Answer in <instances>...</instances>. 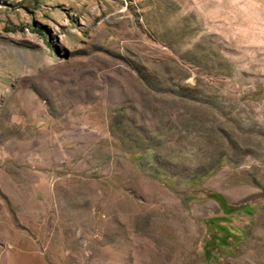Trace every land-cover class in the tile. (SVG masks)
I'll return each instance as SVG.
<instances>
[{
    "label": "rangeland",
    "instance_id": "rangeland-1",
    "mask_svg": "<svg viewBox=\"0 0 264 264\" xmlns=\"http://www.w3.org/2000/svg\"><path fill=\"white\" fill-rule=\"evenodd\" d=\"M0 264H264V0H0Z\"/></svg>",
    "mask_w": 264,
    "mask_h": 264
},
{
    "label": "trees",
    "instance_id": "trees-1",
    "mask_svg": "<svg viewBox=\"0 0 264 264\" xmlns=\"http://www.w3.org/2000/svg\"><path fill=\"white\" fill-rule=\"evenodd\" d=\"M211 196H212V198H214L215 200H217L219 203H222V200H221V198H220L219 195L212 194ZM240 208H242V207H230V206H228L229 212H236V211L240 210Z\"/></svg>",
    "mask_w": 264,
    "mask_h": 264
}]
</instances>
